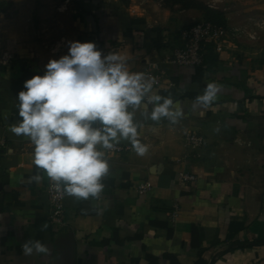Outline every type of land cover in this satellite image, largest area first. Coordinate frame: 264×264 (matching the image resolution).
<instances>
[{
    "label": "crops",
    "instance_id": "obj_1",
    "mask_svg": "<svg viewBox=\"0 0 264 264\" xmlns=\"http://www.w3.org/2000/svg\"><path fill=\"white\" fill-rule=\"evenodd\" d=\"M217 10L223 27L240 33L225 35L220 51L207 46L203 64L193 67L163 60L203 20L197 9L0 0V264H264V0H221ZM68 41L118 52L134 72L156 65L163 80L150 94L170 96L181 116L152 121L154 105L143 104L135 120L147 153H106L110 170L99 198L68 196L57 226L48 219L50 182L43 173L41 182L31 180L33 146L11 127L24 82L66 55ZM209 84L218 87L214 101L198 104ZM189 132L203 136L198 149L185 143ZM180 171L196 180L181 183ZM144 182L150 187L139 193ZM29 239L51 254L25 256Z\"/></svg>",
    "mask_w": 264,
    "mask_h": 264
},
{
    "label": "clouds",
    "instance_id": "obj_2",
    "mask_svg": "<svg viewBox=\"0 0 264 264\" xmlns=\"http://www.w3.org/2000/svg\"><path fill=\"white\" fill-rule=\"evenodd\" d=\"M67 45L68 53L50 59L43 75L24 82L17 96L20 119L11 131L33 146L37 174L32 181L41 182L43 173L57 192L77 200L99 198L110 170L101 149L112 150L127 140L138 155L148 151L139 139L142 125L135 120L136 111L145 103L154 105L149 118L156 122H176L181 111L170 96L150 94L151 78L131 71L124 55L103 54L94 42ZM217 91L209 84L197 103L210 105ZM47 227L45 223L41 230ZM22 251L29 257L51 254L46 244L33 239L22 244Z\"/></svg>",
    "mask_w": 264,
    "mask_h": 264
},
{
    "label": "built area",
    "instance_id": "obj_3",
    "mask_svg": "<svg viewBox=\"0 0 264 264\" xmlns=\"http://www.w3.org/2000/svg\"><path fill=\"white\" fill-rule=\"evenodd\" d=\"M142 4L148 2L162 3L163 0H139ZM221 0H204V3L213 9L218 8ZM258 25L264 27V21L260 20ZM238 34L240 29H233L228 32L223 26L202 20L193 23L183 31L181 45L173 50L169 55L164 57L165 63H173L176 65H186L198 67L203 64L206 47L212 45L216 51L222 49V41L225 35ZM254 37V36H250ZM144 73L151 78L153 87H157L162 83L164 71L156 65L147 68ZM185 143L193 149H198L202 146L204 138L197 132H189L184 137ZM4 145V141L0 139V146ZM132 149L131 144H118L112 150H104L106 153H122ZM178 179L181 183L194 182L196 175L185 171L178 173ZM150 187L149 182H144L137 187L139 193L146 192ZM46 195L49 205L48 219L57 226L64 224V200L68 196L62 191L57 192L49 183L46 187ZM177 206L173 216L176 215Z\"/></svg>",
    "mask_w": 264,
    "mask_h": 264
},
{
    "label": "trees",
    "instance_id": "obj_4",
    "mask_svg": "<svg viewBox=\"0 0 264 264\" xmlns=\"http://www.w3.org/2000/svg\"><path fill=\"white\" fill-rule=\"evenodd\" d=\"M162 5L170 8L178 6L180 9H197L202 12L203 20L224 26L225 18L217 9L208 7L202 0H163ZM264 164V161H262Z\"/></svg>",
    "mask_w": 264,
    "mask_h": 264
}]
</instances>
